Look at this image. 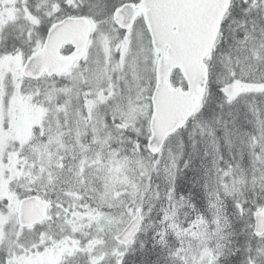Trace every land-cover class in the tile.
I'll list each match as a JSON object with an SVG mask.
<instances>
[{
    "label": "snow or ice",
    "instance_id": "snow-or-ice-1",
    "mask_svg": "<svg viewBox=\"0 0 264 264\" xmlns=\"http://www.w3.org/2000/svg\"><path fill=\"white\" fill-rule=\"evenodd\" d=\"M0 264H264V0H0Z\"/></svg>",
    "mask_w": 264,
    "mask_h": 264
}]
</instances>
